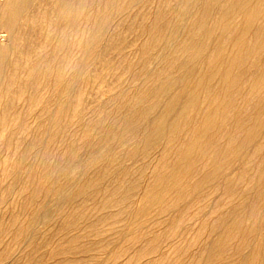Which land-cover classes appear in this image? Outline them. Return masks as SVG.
Masks as SVG:
<instances>
[{
  "label": "bare ground",
  "instance_id": "6f19581e",
  "mask_svg": "<svg viewBox=\"0 0 264 264\" xmlns=\"http://www.w3.org/2000/svg\"><path fill=\"white\" fill-rule=\"evenodd\" d=\"M90 263L264 264V0H0V264Z\"/></svg>",
  "mask_w": 264,
  "mask_h": 264
},
{
  "label": "rangeland",
  "instance_id": "374dc122",
  "mask_svg": "<svg viewBox=\"0 0 264 264\" xmlns=\"http://www.w3.org/2000/svg\"><path fill=\"white\" fill-rule=\"evenodd\" d=\"M118 249V248H117ZM117 249H116V251H117ZM90 264H92V263H90Z\"/></svg>",
  "mask_w": 264,
  "mask_h": 264
}]
</instances>
